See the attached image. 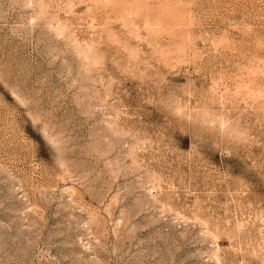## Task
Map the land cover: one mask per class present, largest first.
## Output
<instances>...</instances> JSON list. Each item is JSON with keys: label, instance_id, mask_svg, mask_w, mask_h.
<instances>
[{"label": "rangeland", "instance_id": "obj_1", "mask_svg": "<svg viewBox=\"0 0 264 264\" xmlns=\"http://www.w3.org/2000/svg\"><path fill=\"white\" fill-rule=\"evenodd\" d=\"M0 264H264V0H0Z\"/></svg>", "mask_w": 264, "mask_h": 264}]
</instances>
